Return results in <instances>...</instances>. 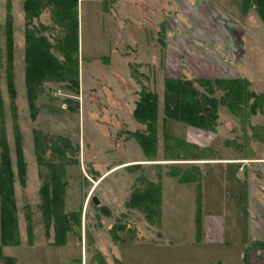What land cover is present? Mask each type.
<instances>
[{
    "label": "rangeland",
    "instance_id": "374dc122",
    "mask_svg": "<svg viewBox=\"0 0 264 264\" xmlns=\"http://www.w3.org/2000/svg\"><path fill=\"white\" fill-rule=\"evenodd\" d=\"M225 4L238 7V3L233 0L226 1ZM6 5L7 0H0V91L3 99V112L0 113V134L3 131L5 133L15 171L17 228L20 241L15 245L3 246V253L13 256L18 264H208V261L212 264H224L221 259V256H225L224 245H215L213 237H205L202 239L212 243V245H206L188 235V232H183L184 228L188 230L189 222L186 216L189 212L191 213L193 208L192 193L187 184L177 183L174 177L166 176L170 169L168 165H158L147 161L144 165L132 170L124 166L115 167L105 174L106 177L104 176L100 185L93 191L92 185L93 179L97 175L96 171H104L109 165H113L123 157L137 155V152H140L139 145L135 143L132 149H124L127 147L125 141L128 137L129 124L115 123L105 117L101 120L98 117L99 112H105V116L107 115L106 105L110 98L108 84L100 79L101 85L93 81V83L87 82L83 86L79 76L78 91L75 86H71L73 84L69 79L44 81L35 100L36 115L32 116L27 96L26 77L22 70H18L20 63L16 62L21 47L14 44L20 41V31L25 36L26 18H24V22L21 20L22 1L11 0L12 51V47L8 45L6 26L8 10ZM102 6H104V2L92 0L83 1L80 5L82 9L80 35L85 49L86 64L89 59V54L86 51L89 46H92L94 30L97 27L101 32H99V38L102 39V26H100L104 19L100 12ZM243 6L249 8L250 4L246 1ZM53 7L55 6L51 4L45 7L38 16L33 17L31 26L36 27L37 33L46 36L51 44L49 51L60 59H64L59 46L63 45L66 29L59 24V15L54 12ZM166 15L169 16L165 13ZM244 19L246 20V18ZM263 22L255 7V31L251 35L252 44L248 45L247 54L246 51L243 52L239 44V29L234 30L236 36H232L230 43L227 44L224 40L222 42L223 46H228L233 50L229 53L235 59L236 67H229L234 77L229 78L248 79L251 89L264 94ZM227 31L230 34V31ZM10 52L13 56L12 72L16 90L14 98L10 95L7 77V71L10 68ZM15 62L18 69H16ZM24 63L26 74V60ZM86 64L81 63V70L82 68L87 70ZM133 68L139 72L141 70L138 65H134ZM142 75L140 88L145 85L158 93L160 118L157 158L162 159L163 155H166L164 153L165 133L180 140L197 143L202 150L189 151V155L195 159L202 155L217 158L211 160V163L202 165V168L212 172L210 177L212 181L207 184L204 190L206 204H204V210L210 213L224 214L227 210L225 203L228 202L230 214L233 215L231 219L236 218L237 222V226L235 225L231 229L234 240L238 235V239H240L242 218H238V216H243V209L246 206L242 204V201H239L241 196L239 194L242 191L239 192V189H235V187L241 181L248 183V196L251 201L246 208L249 219L253 220L251 224L257 230L254 231L255 237L251 238V241L247 242L244 247L245 258L250 256L256 264H264V247L255 244L257 241H264V205L255 202V182L257 180L260 184L264 182V167L258 170L255 180V157H260L261 163H264V113L258 111L253 114L242 108L237 114H234L225 104H220L215 131L185 125L181 121L170 122L164 129L162 120L165 114L163 112L164 81L162 83L161 77L151 68H147L145 74L142 73ZM215 95L220 98L223 92L217 90ZM108 120L110 121L108 122ZM130 127L134 126L130 124ZM137 128L144 129L145 126L138 125ZM37 131H40L39 135L41 136L42 133L52 138L63 136L69 139L74 147H68V151H66L67 184L63 199V212L81 211L82 213L81 221L78 217L76 220H70L73 229L69 231L63 244H54L56 240L60 241L58 237H55L56 218L51 215L49 221L44 215L39 192L46 172V166L42 164L43 159H55L58 154L49 148V141L42 139L43 137L39 138V141L41 148L42 145L46 146L45 151L40 156L37 154L34 140ZM18 133L21 137L20 144L26 162L23 178L18 173L16 154ZM107 138L110 139L109 145L106 142ZM118 146L119 148L124 147V150L116 151ZM181 152H183L182 149ZM189 158L181 159L177 164L185 168L191 164ZM261 163L259 166H262ZM241 167L243 170L239 171ZM140 176L147 179H156L157 176L165 178L164 186L161 182L162 194L164 193L161 207H163L165 219L160 223H152L144 211L137 207H131L127 203L132 187ZM220 176L227 184L226 189L222 182L220 185L216 182ZM96 183L99 184V182ZM94 195L99 198L98 204L92 200ZM178 214L183 216L184 221L176 222L174 220L175 215ZM209 217L211 218V216ZM219 218L221 219V216ZM230 220L227 221V224L230 223ZM233 239L222 238L221 241L230 245ZM216 240L220 241L218 237ZM217 257L219 258L217 259ZM238 264L242 263L238 262Z\"/></svg>",
    "mask_w": 264,
    "mask_h": 264
},
{
    "label": "crops",
    "instance_id": "0c3cea01",
    "mask_svg": "<svg viewBox=\"0 0 264 264\" xmlns=\"http://www.w3.org/2000/svg\"><path fill=\"white\" fill-rule=\"evenodd\" d=\"M21 1L22 10H20V12H22L20 16L21 20L24 22V0ZM83 1L87 0H78L77 5L78 61L79 76L81 77L82 85L87 82L93 83V81L101 85L99 79L108 84L110 96L106 105L108 112H106V116L105 112H99L98 117L101 118V120L105 117V119H110L115 123L129 124L127 128L128 137L125 141L127 147L123 148L132 149L135 143H138L140 148V152H137V155L123 157L117 160L113 165H109L104 171H96L97 175L93 179L92 185L93 191L100 185L104 179V175L115 167L118 168V166H124L132 170L144 165L147 161H152L153 164H165L183 171L191 167H198L201 172L200 181L181 182L179 180L180 175H169L174 177L175 182L187 184L192 193L193 208L191 209V213L189 212L186 216L189 222L188 230L184 228L182 229L183 232H188V235L195 237L196 240H199L198 242H203L206 245H212V243L202 238L213 237V239H215L213 240L215 241L214 243H216L215 245H224L225 256H221L224 264H230L232 262L235 264H238V262L242 264H256L255 260H252L250 256L249 258H245L244 248L247 245L246 243L251 241V238L255 237L254 231L256 229L253 224H251L253 220L249 219L246 208L251 201L248 196L249 184L245 181H241V183L235 187V189H239V192L242 191L241 194H239L241 195L239 201H242V204L246 206L243 209V216H238V218H242L240 239H238V235L237 239L234 240V234L231 229L235 227V225L237 226V222L235 220L236 218L231 219L233 215L230 214L231 211L230 207L228 208V202L225 203L227 210L224 214L219 212L210 213L204 210V190L207 184L212 181V178H210L212 172L210 173L208 170L202 168V165L208 162L211 163V160L217 158L209 157V155H202L200 158L195 159L190 156L189 160L191 161L189 162L191 164L184 168L177 164L181 159L167 157L165 154L162 159L157 158L158 148H156L155 155L149 157L136 137L130 134L131 132L143 130L137 128V126L144 125L134 117V109L139 97L141 84L133 76V66L138 65L141 69L140 72L144 74L147 68L155 70L156 74L161 77L162 83L164 81V86L166 77H234L229 68L236 67L235 59L231 57L229 53L233 50L228 46H223L224 43L222 40L227 44L230 43L232 36H236L234 30L239 29V44L243 52L246 51L247 54L249 49L248 45L252 44L251 35L253 31H255V7L250 5L249 8H245L243 6L246 1L249 3V0H233L238 3V7H231L225 4L226 1L229 0H92L104 2V6H102L100 10L104 19L100 25L102 26V39L99 38L100 31H98L97 27V29L94 30V40L93 43H91L92 46H89L86 51L89 54V59H87L86 64L84 58L85 49L80 35V14L82 12L80 5ZM222 6L224 7L221 8ZM165 13L169 14V16H165ZM244 18H246V20ZM227 30L230 31V34ZM19 36V43H14L21 47L18 53L19 58L17 57L16 59V62L20 63L19 69L16 62L15 66H17L16 69L19 71L22 70L25 76V36L21 31ZM81 63H84V65L86 64V71L85 68L81 70ZM159 116L158 114L157 139ZM110 120H108V122ZM162 120L164 129H166L168 123H177V121H179L165 117V114ZM130 124L134 127H130ZM106 142L109 145L110 139L107 138ZM194 144L198 145L197 143ZM123 148H119L118 146L116 151H123ZM261 162L262 160L260 157H255V180L258 170L264 167V163L262 164ZM260 163L262 166H259ZM242 170V167L239 168V171ZM166 174V176H168V173ZM149 180L153 182H162L163 185L165 178H163V176L162 178L157 176L156 179ZM225 180H227V177H225ZM96 182H99L97 186H95ZM216 182L219 183V185L222 182L226 189L227 184L224 182L223 177L220 176ZM199 194L201 197V208L198 216L197 206ZM162 198H164V193L162 194ZM162 198L161 203H163ZM255 202L264 205V182L260 184L259 180L255 182ZM161 212L162 222L165 219L163 207H161ZM209 216H211V218ZM219 216H221V219ZM174 220L180 222L184 221V218L178 214L175 215ZM228 220H230L229 224H227ZM255 227H257V225H255ZM217 237L220 241L216 240ZM229 237L232 239L234 238L230 245L224 244L221 241L222 238L227 239ZM218 258L219 257H217V259ZM208 262V264H212V262Z\"/></svg>",
    "mask_w": 264,
    "mask_h": 264
},
{
    "label": "trees",
    "instance_id": "16d2710c",
    "mask_svg": "<svg viewBox=\"0 0 264 264\" xmlns=\"http://www.w3.org/2000/svg\"><path fill=\"white\" fill-rule=\"evenodd\" d=\"M249 4L256 7L260 17L264 21V0H250ZM53 4L54 12L59 15L60 25L66 29L63 36V45L60 51L64 59L49 51L50 43L46 36L37 33L36 27L31 26L32 19L38 16L47 6ZM78 0H24L23 8L26 18V85L29 106L32 116L36 115L37 106L35 100L40 86L46 80L72 81L71 86H79V61H78ZM7 32L8 45L13 51L12 15L10 13L11 0H7ZM68 19V20H67ZM33 27V28H32ZM62 41V39H60ZM13 56L10 52L7 71L10 95L15 97V86L13 83ZM133 76L140 81L142 73L136 68L132 69ZM198 84V85H197ZM250 82L245 78H187L185 76L166 77L164 86V113L165 117L179 120L187 125L201 129L215 131L218 124L220 104H225L234 114L244 108L250 113H264V94L250 88ZM217 90L223 92L218 98ZM3 112V99L0 91V113ZM134 117L145 125L143 130L131 132L142 146L149 157L156 153L157 148V118H158V94L150 88L142 85L139 97L134 109ZM40 131L35 134L37 154L43 153L45 147L40 145L39 138L43 137L50 143V149L57 153L55 159H43L46 166L44 180L40 186L41 206L44 215L50 221L51 215L56 218V235L60 241L54 244H63L67 234L73 229L70 220L81 221V211L64 213L63 199L66 181V151L74 148L69 139L63 136L49 137ZM20 134L16 138V154L19 174L23 178L26 171L24 153L20 144ZM181 149L183 152H181ZM201 150L202 148L186 140H180L167 133L164 135V151L167 157L184 159L190 157L189 151ZM40 152V153H39ZM42 161V159H41ZM168 175H180V181H200L201 172L198 167L180 170L170 167ZM15 171L7 138L4 131L0 134V264H18L13 256L3 253V246L18 244V216L15 199ZM162 186L160 182H153L146 177L140 176L128 198V205L137 207L146 213L148 220L152 223H160ZM200 194L198 195V216L200 214ZM32 232V231H31ZM257 246L264 247V241H257Z\"/></svg>",
    "mask_w": 264,
    "mask_h": 264
},
{
    "label": "water",
    "instance_id": "95a60500",
    "mask_svg": "<svg viewBox=\"0 0 264 264\" xmlns=\"http://www.w3.org/2000/svg\"><path fill=\"white\" fill-rule=\"evenodd\" d=\"M92 200H93L96 204L99 203V198H98L97 195H94L93 198H92Z\"/></svg>",
    "mask_w": 264,
    "mask_h": 264
},
{
    "label": "flooded vegetation",
    "instance_id": "af4514ba",
    "mask_svg": "<svg viewBox=\"0 0 264 264\" xmlns=\"http://www.w3.org/2000/svg\"><path fill=\"white\" fill-rule=\"evenodd\" d=\"M104 176H105V175H104ZM96 185H98V183H96ZM96 185H95V186H96Z\"/></svg>",
    "mask_w": 264,
    "mask_h": 264
}]
</instances>
